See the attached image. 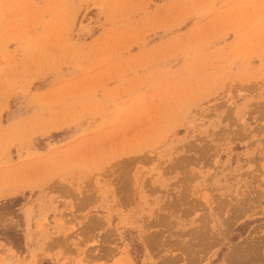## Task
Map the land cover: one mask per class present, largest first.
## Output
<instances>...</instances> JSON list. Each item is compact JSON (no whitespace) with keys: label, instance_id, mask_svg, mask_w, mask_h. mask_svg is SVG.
Listing matches in <instances>:
<instances>
[{"label":"rangeland","instance_id":"obj_1","mask_svg":"<svg viewBox=\"0 0 264 264\" xmlns=\"http://www.w3.org/2000/svg\"><path fill=\"white\" fill-rule=\"evenodd\" d=\"M15 231L0 264H264V0H0Z\"/></svg>","mask_w":264,"mask_h":264},{"label":"trees","instance_id":"obj_2","mask_svg":"<svg viewBox=\"0 0 264 264\" xmlns=\"http://www.w3.org/2000/svg\"><path fill=\"white\" fill-rule=\"evenodd\" d=\"M0 236H6L5 238L11 241V243L15 246L18 247L19 243L21 242V236H20V231H15L12 232L11 234H3L0 232Z\"/></svg>","mask_w":264,"mask_h":264},{"label":"bare ground","instance_id":"obj_3","mask_svg":"<svg viewBox=\"0 0 264 264\" xmlns=\"http://www.w3.org/2000/svg\"><path fill=\"white\" fill-rule=\"evenodd\" d=\"M262 194H263V193H262ZM258 197H259V196H258ZM258 199H259V198H258ZM253 237H254V236H253ZM261 237H263V236H261ZM261 237H260V238H261ZM258 239H259V238H258ZM258 239H257V240H258ZM257 240H255V241L257 242ZM259 240H262V238L259 239ZM259 240H258V241H259ZM262 241H263V243H264V237H263V240H262ZM253 242H254V241H253ZM260 242H261V241H260ZM260 242H259V243H260ZM257 243H258V242H257ZM257 243H255V246H256ZM257 246H258V244H257ZM262 246H263V244L261 243V247H262ZM259 247H260V246H259ZM259 247H257L256 250H257ZM263 247H264V246H263ZM252 249H254V248L252 247ZM256 250H254V252H256ZM257 251H259V249H258ZM237 252H238V251H237ZM240 252H241V251H240ZM248 252H250V251H248ZM251 252H252V251H251ZM251 252H250V256L253 255ZM238 253H239V252H238ZM241 253H242V252H241ZM245 253H246V251H245ZM245 253H244V254H245ZM258 253L260 254V251H259ZM258 253H257V254H258ZM257 254H256V255H257ZM232 255H233V254H232ZM238 255H239V254H238ZM241 255H242V254H241ZM241 255H240V256H241ZM246 255H249V254H246ZM244 256H245V255H244ZM257 256H258V255H257ZM257 256H255V257H257ZM175 257H176V256H175ZM238 257H239V256H238ZM242 257H243V256H242ZM258 257L261 258V255H259ZM258 257H257V259H258ZM239 258H240V257H239ZM248 258H249V256H248ZM192 259H193V258H191V260H192ZM245 259H246V258H245ZM191 260H190V261H191ZM193 260H194V259H193ZM234 260H235V259L233 258V263H232V264H236V262L238 261V260H237V261L234 262ZM240 260H241V259H239V261H240ZM242 260H243L244 262H246L243 258H242ZM246 260H248V259H246ZM253 260H254V256H253ZM174 261H175V260H174ZM239 261H238L237 264H242L241 262L239 263ZM255 261H256V259H255ZM255 261H254V262H255ZM259 262H260V261H259ZM263 262H264V260H263ZM191 263H192V262H191ZM246 263L249 264L248 262H246ZM256 263H258V262H256ZM256 263H255V264H256ZM260 263H261V262H260ZM243 264H244V263H243ZM250 264H252V262H250Z\"/></svg>","mask_w":264,"mask_h":264}]
</instances>
